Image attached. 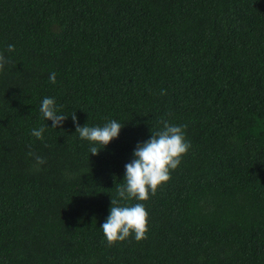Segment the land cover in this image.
<instances>
[{
    "label": "trees",
    "instance_id": "16d2710c",
    "mask_svg": "<svg viewBox=\"0 0 264 264\" xmlns=\"http://www.w3.org/2000/svg\"><path fill=\"white\" fill-rule=\"evenodd\" d=\"M0 52V264H264V0H0ZM45 97L69 115L56 129ZM74 111L123 126L92 155ZM162 119L191 147L142 202L147 239L108 247L110 199Z\"/></svg>",
    "mask_w": 264,
    "mask_h": 264
},
{
    "label": "clouds",
    "instance_id": "9594fccd",
    "mask_svg": "<svg viewBox=\"0 0 264 264\" xmlns=\"http://www.w3.org/2000/svg\"><path fill=\"white\" fill-rule=\"evenodd\" d=\"M14 50V45H8V52ZM8 62L5 55L0 52V71H3ZM49 82L56 83V73L49 75ZM165 94L166 90L162 89L161 95ZM39 111L45 121L52 122L53 129L61 126L69 116L59 114L55 100L50 97L43 98ZM70 116L79 138L93 145L89 148V153L92 155H97L101 149L117 138L123 126L122 123L111 120L103 126L81 127L77 123L75 111ZM160 123L162 128L151 132L150 139L143 144H137L133 152L134 158L125 165L124 183L117 187L116 197L110 199L109 215L101 225L103 238L108 247L123 242L130 236L137 242L147 239L148 212L142 202L149 199L150 193L155 195L157 189L170 179V173L179 166L182 157L191 147L190 142L185 140L186 126L173 125L164 119ZM46 128L49 127L44 125L34 129L31 135L37 140H43ZM27 155L35 159L36 170L46 162L43 157L35 155L32 151ZM132 200L137 202L123 203Z\"/></svg>",
    "mask_w": 264,
    "mask_h": 264
}]
</instances>
